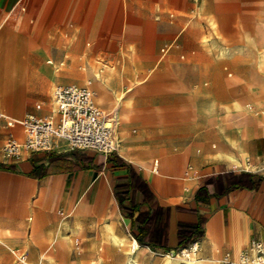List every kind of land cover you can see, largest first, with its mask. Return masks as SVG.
<instances>
[{
	"label": "crops",
	"instance_id": "obj_1",
	"mask_svg": "<svg viewBox=\"0 0 264 264\" xmlns=\"http://www.w3.org/2000/svg\"><path fill=\"white\" fill-rule=\"evenodd\" d=\"M51 1L0 0V45L1 41L8 39L11 31L25 35L28 26V36L35 40L41 21L49 13ZM120 1L113 0L107 10L109 0H92L86 18L90 33L83 36L77 49L84 45L87 49L90 38L91 42L97 39L99 44L96 50L90 52L99 51L111 47L107 45V40L117 42V38L136 41L141 48L151 41L154 50V28L150 24H128L126 8L123 22L112 24L116 5ZM258 1L246 7L236 18L238 29L251 22L249 32L242 33L245 38L256 28L255 15L249 9L255 7ZM162 8V4L157 5V19L164 13ZM199 8L200 11L210 9L212 4L209 0H202ZM166 13L171 19L176 17L175 12ZM23 16H26L24 30L16 31ZM211 24L215 30H219L217 20ZM116 29L120 32L118 36L112 33ZM127 29L128 33L124 34ZM166 29L170 31L172 25H167ZM184 29L173 40L163 44L159 57L168 55ZM252 35L254 39L247 38L246 42L258 46L259 36ZM166 45H170V48L164 52ZM27 54L33 68L31 66L30 70L25 71L21 67L23 70L19 73L10 76L4 74L2 77L4 85L8 86L14 79L17 83L8 94L10 102L0 93V163L6 165L5 169H0V228L13 231L12 235L0 236V244L9 248L16 258L10 257L4 263L1 258L0 264L16 261L22 250L26 253L21 256L27 260L31 246L39 252L41 264H91L99 256L101 245L98 243L102 244L106 224H112L116 233L126 234L142 247L138 259L144 264H161L164 254L176 252L192 242L200 245L198 258H194L197 262L200 257L214 259L215 248L222 257L227 252L236 256L237 245L241 246V251L252 239L264 241V168L257 170L261 168V159H264V123L248 120L234 102L232 105L226 103L224 112L217 113L212 100L197 101L190 81L185 78V74L190 78L199 74L196 60L178 62L168 67L166 59L169 58H166L163 71L158 70L160 65L151 68L157 74L148 85H138L136 74L134 79L128 80L131 85L125 91L109 90L113 98L124 94L117 110L112 112L117 115L118 112L124 113L121 121H118L117 130L121 148L125 152L106 155L88 149L66 150L63 146H57L51 151L24 150L21 158L5 157L2 147L10 134L24 136V140L26 135L22 124L18 127L10 119L21 122L29 115L45 117L25 112V90L24 117L21 120L14 117L11 112L19 106L14 90L22 86L26 88L27 79L35 71L36 65L45 77L53 80L40 70L45 60L42 52L33 48ZM154 58L153 51L141 59L148 64ZM184 58L182 55L181 59ZM52 59L53 54L51 65ZM60 63L61 67L65 65V62ZM151 69L142 72H150ZM224 70L228 71L225 86L243 84L244 77H248L247 84L254 90H261L264 86V71L258 65L238 75L230 72L228 66ZM21 73L25 75L20 76ZM54 88L51 93V114L46 117L57 120L58 113L53 103ZM126 100L129 104L125 103ZM206 107H210V110L207 111ZM127 111L129 113L125 114ZM244 124L247 127L245 138L241 130ZM242 150L247 153L246 161L242 157ZM232 154L239 162L229 157ZM246 173L252 175V181L242 176ZM129 174H135L136 211L133 216L122 212L115 193L116 184L126 181ZM189 179L192 185L188 189ZM103 204L106 216L101 214ZM126 204L130 207V201H126ZM140 213L143 215L138 220ZM34 218L40 223L38 236H52L55 240L56 249L48 250L56 259L55 263L43 257L47 246L30 239ZM77 223L83 229L80 238L73 234ZM135 235H139L142 241ZM21 238L25 239V244L14 247L13 244ZM69 238L74 240L72 247L67 242ZM116 247L110 246L103 264H120V261L123 263L127 260L128 255L119 247L116 250ZM173 257L187 264L181 257Z\"/></svg>",
	"mask_w": 264,
	"mask_h": 264
},
{
	"label": "rangeland",
	"instance_id": "obj_2",
	"mask_svg": "<svg viewBox=\"0 0 264 264\" xmlns=\"http://www.w3.org/2000/svg\"><path fill=\"white\" fill-rule=\"evenodd\" d=\"M209 1L212 4V8L200 11L199 7L201 3L196 6L193 0H121L116 5L112 24H121L123 22L124 8H126L128 13V24L152 25L156 36L154 50L151 41L141 48V46L137 45L136 41H124L115 38L117 42H113L111 39L106 41L108 43L107 45H111V47L108 46L102 50L90 52L99 47L97 39H95V43L91 42L89 38L87 49L85 45L79 49L77 48L83 36L86 33H90L89 20H86V18L88 16L87 12L92 5V0H52L49 6V13L46 14L41 21L39 31L37 30L36 32L38 34L35 40L33 39L34 37L28 36V26L27 30L25 29L26 31H24L25 35L23 32L15 33L11 31L8 39L6 41L4 40L5 42L1 41V74H9L10 76L15 75L16 72L19 73L23 69L25 71L30 70L32 65L27 53L29 49L35 48L42 52L45 59L44 62L41 63L40 70L53 78L52 80L45 77L36 65L35 71L33 74H30L27 79L26 88L22 86L18 90H14L16 96H18L19 106L16 110H13L11 114L19 120L23 119L25 114L23 111L24 90L25 112L27 114H36L46 117L51 114V93L53 86L76 83L88 87L87 84L81 82L83 78L82 74L77 75V80H63L62 82L55 81L53 76V71L55 70L56 73L66 74L64 70L71 68L74 60L80 59L85 53H87L88 56H84L83 60L77 63L75 72H83L85 70V61L90 63L96 70L104 69L105 64L111 65L116 68L115 71L121 73V77H125L122 84L118 83L113 85L119 92L129 88L131 84L128 80L134 79L136 74V83H138V85H148L150 80L157 74L154 71L155 69L151 68L154 65L155 67L156 65L157 67L160 65L158 70L163 71L165 69L164 63L166 60H168V67L178 62L196 60L197 63L195 65L199 67V74L194 78H190L188 74H185V78L190 81L193 96L197 101L204 102L205 100H212L215 104V112L217 113H223L225 110L224 105L226 103L232 105L233 102L235 105L236 103L244 105L243 107L245 109H264V86H262L261 90H254L251 85L247 84L248 77H244L243 84L236 85L235 87L224 85V80L228 77V71L224 70L225 66H228L229 71L234 75L243 74L247 69L255 67L256 65H258L259 69L264 71V0L258 1L255 7L249 9L255 15L254 23L256 28L250 35H247V38L253 40L252 34L258 35V46L256 44L252 45L251 43H247V38L242 36V33L249 32L252 26L251 22H246L244 27H239V29L236 24V18L243 13L246 7L252 5L257 0ZM112 4L113 0H109L107 10ZM158 4L163 5L162 9L164 12L160 19H157ZM55 10L57 11L53 13ZM170 11L175 12L176 17L174 19H171L166 13ZM25 19L26 16L20 18V25L16 31L24 30ZM216 20L219 23V30H215L211 24L212 22L215 23ZM169 24L172 25L170 31L166 29V26ZM184 27L185 29L178 37L175 46L168 55L162 59V61H164L161 63L162 61L159 60L160 48L164 43L173 40ZM119 28L120 25L118 29ZM112 33L118 36L120 32L116 29L112 31ZM126 33H128V29L124 32V34ZM219 33L223 35L224 39L218 38ZM206 38L209 39V41H205ZM213 43H215V46ZM221 47H226V52L223 55L220 51ZM153 51L155 53V58L148 64H144L141 58L147 54L153 53ZM68 53H71V56L66 58ZM52 54L53 59L51 65ZM182 55L185 56L184 59H181ZM132 57L134 58L132 59ZM98 58L104 59L102 64L98 61ZM60 62H65V65L61 67ZM48 65L50 68L49 70H47ZM60 68L61 70H59ZM149 69H151L150 72H142ZM23 75L25 74L21 73L20 76ZM166 77L167 79L170 78L169 76ZM16 83L15 79L11 80L7 86L8 88H3L2 96H8L11 88ZM131 87H134V85ZM98 103L101 105L102 109L106 111L107 106L99 101ZM125 103L129 104L128 100H126ZM237 109L239 110L238 107ZM239 112L243 114L244 117L248 118L243 111L239 110ZM263 116L264 114L261 113L255 117V120L260 121ZM10 120L12 123L22 124L20 121ZM255 120L252 122H255ZM17 126L20 127L19 125ZM241 130L242 135L247 134V127L245 124L242 126ZM261 162V168H257V170H262L264 168V159H261ZM191 185L192 180L189 179V188ZM31 226L33 235L30 239L37 244L47 246V250L43 252L52 255L48 252L51 246L46 237L38 236L40 223L36 218L32 220ZM76 233L77 228L73 231L74 235ZM12 234L13 231L11 229L0 228V236L3 235V238L4 235ZM24 241V238L18 239L13 245L14 247L23 246L26 242ZM239 249L240 246L237 245L235 251L236 256L238 254L237 252L240 251ZM116 250H118V247H116ZM24 253H26V251L22 250L18 254V259L16 261H9L7 264H25L24 257L21 256ZM10 257L16 258V256L10 253L9 248L0 244V259L2 258L3 263ZM216 257L219 258V262L223 264L222 255L218 253ZM27 260L35 264L42 263L41 258H39V252L34 246H31L29 249Z\"/></svg>",
	"mask_w": 264,
	"mask_h": 264
},
{
	"label": "built area",
	"instance_id": "obj_3",
	"mask_svg": "<svg viewBox=\"0 0 264 264\" xmlns=\"http://www.w3.org/2000/svg\"><path fill=\"white\" fill-rule=\"evenodd\" d=\"M196 4L202 0H193ZM170 45H166V52ZM53 103L58 119L29 115L22 121L26 135L19 143L13 134L5 141L2 152L5 157L21 158L29 152L51 151L57 146L66 150L88 149L103 154L119 153L121 141L118 134V115L107 112L94 101L93 93L86 86L76 83L60 84L53 90ZM1 115V114H0ZM192 242L168 252L172 256L198 258L200 245ZM223 264H264V241L252 239L240 252L238 260L227 252Z\"/></svg>",
	"mask_w": 264,
	"mask_h": 264
},
{
	"label": "bare ground",
	"instance_id": "obj_4",
	"mask_svg": "<svg viewBox=\"0 0 264 264\" xmlns=\"http://www.w3.org/2000/svg\"><path fill=\"white\" fill-rule=\"evenodd\" d=\"M220 38H223V36L220 35ZM214 46H215V43H214ZM220 51H221V54H225L226 47H221ZM86 55H87V53L82 55L80 57V59L74 60L73 66L71 68H69V69L64 70L66 72V74H62V73H59V72L56 73L55 72L56 70L53 71L54 80L57 81V82L58 81H62L63 79L77 80L78 79L77 75L82 74L83 78L81 79L82 80L81 82H83V83L88 85V87L87 86L86 87L89 88V90L92 91L95 103L100 108H102V107L98 103V101L100 103H102L103 105H106L107 106L106 107L107 108L106 109L107 112H112L114 110H117L116 108H117L118 102L123 97L124 94H122L121 97L113 98L112 97V93L109 90H117V89H115L113 87V85H116L118 83L122 84V82L125 80V77H123V76L121 77V75H120L121 73L115 71L116 68L111 66V65L105 64L104 65L105 66L104 69L96 70L93 66L90 65V63H88L86 61H85L86 68L83 66L85 68V70L83 72H75L76 63L79 62L80 60H83L84 56H86ZM66 57L69 58L70 55L68 54ZM164 57H165V55H161L160 56V60L162 61V59H164ZM98 61L102 64L104 59L98 58ZM49 69L50 68H49V65H48L47 66V70H49ZM105 69H107V70H105ZM1 73L2 72H0V93L3 92V90H4L3 88L7 87V85H4L3 82H2L3 74H1ZM4 97L8 98V101L10 102V99H9L10 96L9 95L8 96H4ZM236 105L239 108V110L243 111V113L245 115H247L249 120H251V121H254L255 117H257L259 114H261V113L264 114V109H262V110H258V109L254 110L252 108L245 109L243 107L244 105H241L240 103H236ZM205 109L207 111H209L210 107H206ZM128 113L129 112H126L125 114H128ZM118 115H119L118 121L120 122L122 116H124V113L118 112ZM253 117H254V119H253ZM22 121H21V123H22ZM260 121H263V123H264V116L260 119ZM18 125L20 126V124H18ZM242 136H243V138H245L246 135H242ZM16 140L19 143H23L24 142V136L20 137V136L17 135L16 136ZM232 143L235 144V141L233 140ZM120 151L121 152H125V150L123 148H121ZM234 156L232 154V156H229V157H231V159L233 161L239 162ZM242 157L246 161L247 153L244 150H242ZM187 188L189 189V186H187ZM105 211H106L105 205L103 204L102 205V211H101L102 212L101 214L103 216L107 215ZM81 226L82 225L80 223H77V227H76L77 228V233L75 235L77 237H79V238H80L81 233H82L81 230H83V229H81ZM103 232H104V235H103L102 244L98 243V245H101L100 248H99V256L96 259L92 260L91 264H103V262L105 260V256H106V254H107V252H108V250H109L111 245L118 246L120 248V250H123L128 255L127 260H125V262H123V263H121V261H120V264H144L142 261H140L138 259V253L142 250V247L138 246V244L133 239L128 237L126 234H118V233H116L112 224H106L105 227H104V231ZM46 236H48V235H46ZM46 239H47L48 243L50 244L52 250H55L56 249V243H55V240L52 238V236L46 237ZM67 242L69 244V247H72V245L74 243V240L72 238H69ZM58 244H57V246H58ZM196 245L198 246V244H196ZM136 248H138V249H136ZM240 252H237L238 253L237 256H234L236 260H238ZM131 253H132V255H129ZM218 253H220V252L215 248V253H214V257L215 258L214 259H212V258L210 259V258H207V257H202V258L200 257V259L197 262H195L194 258H185V257H182V256H178V257H181L187 264H221L219 262L220 259L216 257V255ZM43 257L46 260H48L50 263L51 262L55 263L54 261L56 259L54 258L53 255H48L47 253L43 252ZM161 259H162V263L161 264H185V263L181 262V260L179 258H174L170 254H164ZM24 262H25V264H29L25 260H24ZM32 264H34V263H32ZM236 264H239V263H236Z\"/></svg>",
	"mask_w": 264,
	"mask_h": 264
},
{
	"label": "trees",
	"instance_id": "obj_5",
	"mask_svg": "<svg viewBox=\"0 0 264 264\" xmlns=\"http://www.w3.org/2000/svg\"><path fill=\"white\" fill-rule=\"evenodd\" d=\"M5 168H6V165L0 163V169H5ZM242 176L248 177L250 179L252 175L249 173H246V174H242ZM134 177H135V174H129L128 177L126 178V181L120 182V183L118 182L115 186V193L120 202V207L122 209V212L125 215H129V216H133L136 211L135 204H134L135 203L134 195L136 192L135 186H134V183H135ZM202 189L203 187L199 191H201ZM126 201H130V207L126 204ZM142 215L143 213H140L137 219L139 220V218H141ZM200 235L201 234H199L198 236ZM135 236L138 240L142 241L139 235H135Z\"/></svg>",
	"mask_w": 264,
	"mask_h": 264
}]
</instances>
